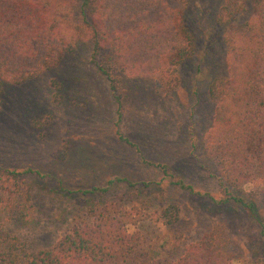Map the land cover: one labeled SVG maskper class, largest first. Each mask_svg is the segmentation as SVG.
Wrapping results in <instances>:
<instances>
[{
  "label": "rangeland",
  "instance_id": "rangeland-1",
  "mask_svg": "<svg viewBox=\"0 0 264 264\" xmlns=\"http://www.w3.org/2000/svg\"><path fill=\"white\" fill-rule=\"evenodd\" d=\"M252 8L253 0H189L185 24L195 52L179 65L177 86L169 91L154 78L117 73L121 89L115 94L87 42L41 75L5 83L0 166L23 173L19 195L34 218L7 223L6 230L35 248L47 247L85 206L123 196L143 215L130 232L138 229L152 253H163L168 222L178 218L171 228L184 243L225 233L232 264H264L258 222H264V188L244 192L255 202V216L222 204L219 174L204 144L215 109L210 85L229 74L225 20L243 23ZM177 180L191 190L173 184ZM61 183L109 189L75 200L56 192Z\"/></svg>",
  "mask_w": 264,
  "mask_h": 264
},
{
  "label": "trees",
  "instance_id": "trees-1",
  "mask_svg": "<svg viewBox=\"0 0 264 264\" xmlns=\"http://www.w3.org/2000/svg\"><path fill=\"white\" fill-rule=\"evenodd\" d=\"M188 7L189 0H0V93L5 83L21 84L57 66L82 42L90 44L115 94L117 73L174 89L179 65L195 52ZM225 22L229 74L209 88L215 109L205 155L219 174L221 203L255 216V202L244 192L264 188V0H253L247 21ZM22 174L0 166V264H232L225 233L184 243L171 228L178 218L168 222L163 253H152L138 229L130 232L143 215L123 196L93 201L54 243L35 248L5 227L34 219L19 195ZM61 184L56 192L75 200L109 189ZM173 184L191 190L181 180ZM258 222L264 240V222Z\"/></svg>",
  "mask_w": 264,
  "mask_h": 264
}]
</instances>
